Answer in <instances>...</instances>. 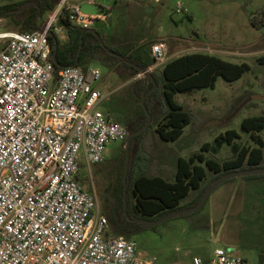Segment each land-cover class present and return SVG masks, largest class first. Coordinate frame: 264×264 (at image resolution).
Masks as SVG:
<instances>
[{"label": "rangeland", "instance_id": "obj_1", "mask_svg": "<svg viewBox=\"0 0 264 264\" xmlns=\"http://www.w3.org/2000/svg\"><path fill=\"white\" fill-rule=\"evenodd\" d=\"M25 1L0 0V7ZM95 1L97 4L89 9L97 11L99 5L104 9L101 13L104 18L94 20L90 29L99 33L105 45L125 49L139 41L165 47V60L154 70H160L173 57L191 52L213 54L229 62L247 63L250 67L236 80L218 77L213 87L174 95V100L191 112L192 120L184 126L177 140H157L151 130L139 139V149L149 162L147 174H158L173 181L179 156L188 158L202 152L207 158L223 161L233 158L244 144L258 146L242 129L241 121L248 116L264 115V62L259 60L264 57V0ZM177 4L181 11H176ZM85 9L86 4H82L81 10ZM22 10L15 11L14 16L0 18V31H16L15 21H21L27 13ZM57 26L64 40L63 23L58 21ZM91 66L101 71L100 78L94 82V87L105 95L99 108L124 126L125 117L134 114L136 107L129 84L145 76H131L124 65L111 69L98 63ZM237 108L236 114L226 120ZM229 129L236 130L239 136L231 143L217 139ZM259 134L264 140V129ZM125 141L126 138L106 144L103 161L89 167L84 164L80 170L81 178L89 182L84 190L95 192L98 210L104 215L112 206H117L114 189L119 172L114 158L125 147ZM204 143H208L209 148L203 151ZM195 194L196 191L191 190L181 203L190 204ZM131 238L136 240L140 256L156 264H188L193 256L207 259L217 247L245 258L250 264H261L259 257L264 258V177L228 180L209 195L199 210L151 227L140 225Z\"/></svg>", "mask_w": 264, "mask_h": 264}, {"label": "built area", "instance_id": "obj_2", "mask_svg": "<svg viewBox=\"0 0 264 264\" xmlns=\"http://www.w3.org/2000/svg\"><path fill=\"white\" fill-rule=\"evenodd\" d=\"M83 3L97 4L58 0L37 29L0 31V264H156L134 238L110 233L95 192L79 181L84 164L102 162L106 144L128 134L99 108L98 67L54 73L48 36L59 34L58 21L89 29L104 18ZM151 55L149 72L164 62L165 47L153 44ZM188 264L250 263L217 247Z\"/></svg>", "mask_w": 264, "mask_h": 264}, {"label": "trees", "instance_id": "obj_3", "mask_svg": "<svg viewBox=\"0 0 264 264\" xmlns=\"http://www.w3.org/2000/svg\"><path fill=\"white\" fill-rule=\"evenodd\" d=\"M32 1L37 6L25 7L22 10L27 12L25 17L21 21H15L18 31L37 29L40 25L39 20L47 11L54 8L58 0ZM19 5L20 3L4 5L0 7V13L12 9L14 10L12 13L4 16H14ZM61 22L66 38L62 40L59 34L54 32H50L48 36L51 45L49 58L55 75L65 66H77L86 71L92 67L91 65L98 63L109 69L124 65L129 69L130 75L134 76L139 72L135 65L146 68L154 63L149 42L134 41L125 49L106 45L133 63L129 65L117 55L107 52L91 29L72 25L66 19H62ZM259 60L263 63L264 57H260ZM249 68L247 63L229 62L205 52H191L167 60L160 70L153 69L150 72L152 79L140 77L129 84L136 107L134 114L124 119V127L128 129V133L137 130L145 122L146 114L140 100L142 95L152 88L153 82L156 83V88L146 95L144 100L145 107L151 115V122L141 133L132 136L129 144L127 213L131 218L152 220L176 209L195 205L212 181L220 175L235 170L264 167V140L259 134L264 129V115L248 116L241 121L242 129L258 146L244 144L237 149L233 158L223 161L207 158L202 152L188 158L179 156L176 159L173 181L158 174H147L149 162H146L147 157L138 145L139 139L149 130L155 139L167 142L177 140L181 136L184 126L191 122L192 114L174 100L175 94L188 93L195 88L213 87L218 77L227 81L236 80ZM106 113L108 114L107 111ZM238 136L236 130L229 129L219 134L217 139L231 143ZM208 148V143L201 146L203 151ZM125 152L124 147L114 158L119 172L118 184L114 189L117 206H112L106 212V216L111 225L112 235L130 238L138 232L140 223L128 220L123 212L122 176ZM256 177H264V174L244 176ZM191 190L196 191L191 203L182 204V199Z\"/></svg>", "mask_w": 264, "mask_h": 264}, {"label": "water", "instance_id": "obj_4", "mask_svg": "<svg viewBox=\"0 0 264 264\" xmlns=\"http://www.w3.org/2000/svg\"><path fill=\"white\" fill-rule=\"evenodd\" d=\"M86 4V9L83 10L85 11H89L91 13H96V14H101L103 12L104 9H102V7H100L99 5H97L98 10L94 11L89 9L90 4L87 3H83ZM95 5V4H94ZM31 6H37V4L32 1H25L23 3H21L17 9H15V11H21L24 7H31ZM14 10L10 9V10H6L2 13H0V18L4 17V15L12 13ZM90 29V28H89ZM93 31V33L100 39V43L101 45L104 47V49L113 54V55H117L119 58H121L124 62H126L129 65H132L133 63L131 61H129L128 59H126L125 57H123L121 54H118L112 50H110L101 40L100 35L98 32H96L95 30L91 29ZM135 67L138 69L139 72L143 73L144 76L148 79H152V76L150 74L149 71L146 70V68L143 67H139L137 65H135ZM156 88V83L153 82V86L151 89H149L146 94L142 95L140 103L145 111L146 114V120L145 122L142 124V126L140 128H138L135 131L129 132L127 134L126 137V141H125V148H126V152H125V164H124V171H123V176H122V181H123V212L126 215V217L128 218V220L130 221H135L137 223H140L142 226L144 227H151L154 226L155 224H158L160 222H163L165 220H168L170 218L179 216V215H183V214H189L191 212H195L197 210H199L201 208V206L204 204V202L206 201V199L209 197V195L222 183L233 179L235 177H244L247 175H260V174H264V167H256V168H252V169H241V170H235V171H230L227 173H224L222 175H220L219 177L215 178L211 185L206 189V191L200 196L198 202L195 205L189 206V207H185V208H180V209H176L170 213H167L159 218L156 219H146V218H140V217H134L131 218L128 213H127V172H128V166H129V144H130V139L132 136H135L139 133H141L147 126L148 124L151 122V115L148 112V110L145 107L144 104V100H145V96L148 95L153 89ZM239 108L235 109V111H233L227 118L226 120L230 119L232 116H234L236 114V112L238 111ZM263 261V256L259 257V263H262Z\"/></svg>", "mask_w": 264, "mask_h": 264}, {"label": "flooded vegetation", "instance_id": "obj_5", "mask_svg": "<svg viewBox=\"0 0 264 264\" xmlns=\"http://www.w3.org/2000/svg\"><path fill=\"white\" fill-rule=\"evenodd\" d=\"M79 181H80L81 185L84 186V187H86V186L89 185V183L86 182L84 179H82L81 176H79ZM140 225H141V224H140Z\"/></svg>", "mask_w": 264, "mask_h": 264}, {"label": "crops", "instance_id": "obj_6", "mask_svg": "<svg viewBox=\"0 0 264 264\" xmlns=\"http://www.w3.org/2000/svg\"><path fill=\"white\" fill-rule=\"evenodd\" d=\"M162 66H163V65H162ZM162 66H161V67H162ZM161 67H160V68H161ZM93 85H94V84H93ZM210 255H211V254H210ZM210 255H209V256H210ZM263 260H264V258H263ZM261 264H262V263H261Z\"/></svg>", "mask_w": 264, "mask_h": 264}]
</instances>
